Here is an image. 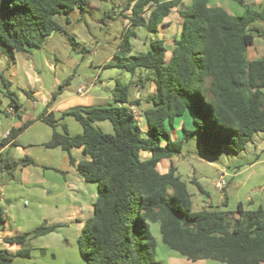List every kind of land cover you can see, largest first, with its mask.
<instances>
[{"label":"trees","instance_id":"1","mask_svg":"<svg viewBox=\"0 0 264 264\" xmlns=\"http://www.w3.org/2000/svg\"><path fill=\"white\" fill-rule=\"evenodd\" d=\"M233 1L244 9L240 15L209 6L208 0H126L121 14L130 12L125 16L130 24L123 29L114 60L103 68H119L131 75L137 70L148 71L134 82L141 86L150 81L154 86V93L146 99L150 107L143 113L144 131L130 109L140 104V97L131 99L129 85L117 81L110 94L120 106L65 114L80 124L81 134L71 136L65 124L58 132L50 112L33 120H19L5 137L0 136V149L18 146V136L41 120L52 129L44 146L66 151L78 175L96 184L93 214L78 239L85 264H161L156 259L151 224H158L162 244L188 261L264 264V209L244 211L239 204L233 213L193 211L177 169L170 165L162 174L158 168L161 160L180 155L184 141L195 133L201 156L212 160L219 159L224 150L241 152L254 134L264 133V58L249 60L246 56L256 38L264 40V7L258 10L246 0ZM86 4L87 0H0V55L13 59L15 54L40 49L53 33L65 35L77 46L54 16L83 9ZM173 9L182 23L169 58L163 40H153L148 51L132 55L135 30L157 33ZM0 82L7 91L8 109L18 113L21 105L1 73ZM55 97L53 93L50 104ZM186 111L194 128L182 127L181 139L172 141L166 125L172 127L173 120ZM104 121L111 123L112 134L93 125ZM73 149H80L84 159L76 162L71 156ZM142 153L149 157L143 159ZM22 161L21 166L33 163ZM17 167L16 160L0 155L1 173L11 174ZM192 183L203 193L199 183ZM1 215L0 208V221ZM49 230L40 227L5 242L21 245L28 236ZM17 257L29 258V250L11 253L0 249V264Z\"/></svg>","mask_w":264,"mask_h":264},{"label":"rangeland","instance_id":"2","mask_svg":"<svg viewBox=\"0 0 264 264\" xmlns=\"http://www.w3.org/2000/svg\"><path fill=\"white\" fill-rule=\"evenodd\" d=\"M125 2L126 0H87L83 9L75 8L68 14L54 16L56 23L78 43L75 47L65 35L53 33L44 40L40 49H31L27 53L15 54L13 59L4 57L6 59L4 68L1 65L3 57L0 55V73L10 82L9 90L15 93L21 105V115L37 118L43 112L45 107L40 104L39 98L36 99L38 102H34L30 94L40 88L44 91L43 93L48 95V98L56 93L55 98L58 103L66 96L76 95L81 86L82 89L87 90L86 95L97 94L107 97L110 93L105 92L104 89L112 90L118 81L122 85H129L130 98H136L134 82L143 79L148 71L137 70L134 75H131L119 68H103L105 64L114 60L123 29L130 24L129 20L125 19V16H129L130 12L121 14ZM216 2L217 5L225 7L230 13H233L231 7L238 11L243 9L233 0H216ZM246 3L254 9L260 10L264 5V0H246ZM211 4H213L212 0ZM171 20L168 23H176L174 18ZM168 23H166L167 26ZM136 30L137 37L131 39V44L133 50L138 53L144 51L145 43L149 41L144 30L141 28ZM172 32H175L174 28ZM166 35L171 37V33ZM246 56L262 58L264 56V40L256 38L254 46L247 49ZM100 82H102L101 88L98 87ZM146 83L149 85L148 82ZM143 90L147 91L148 86L145 85ZM6 93L7 91L0 82V131L2 132L10 129L12 122V118L5 113L4 103L9 102ZM93 106L111 107L115 106V101L103 100L93 103ZM146 106L145 103L142 108H146ZM134 110L136 119L144 130L143 111L136 107ZM174 120L172 126L174 129L178 128V137H181V123L184 122L185 128L189 129L187 119L183 117L180 119L181 121ZM63 123L68 124L71 131L74 127L77 129L79 127L74 118H68ZM97 126L104 133H113L109 122L98 123ZM35 129L40 133L49 128L39 124L33 130L24 132L20 136L19 142L23 148H33V151L36 152L37 163L30 164L32 168L27 169L24 174L19 169L13 174L3 171L0 175V185L4 186L5 194L9 196L6 200H11L7 207H10L11 221L15 223L13 225L19 226L21 223L23 228H28L19 236L31 234L40 227L50 230L39 236H28L24 243L25 249L33 251L34 254H31L30 259H21L19 260L21 262H16V264H84L78 250V239L84 220L90 216L89 212L85 213L88 199L86 202L85 199H80L68 187V184L55 179V171L51 169L53 165L47 163V160L41 161L39 153L44 155L48 151L32 147V143L30 145V141L32 142L37 137ZM166 130L171 136L172 127L169 126ZM171 139L176 141L175 137L171 136ZM15 152L16 149L12 147L8 152L3 153V156L14 158ZM182 152L183 156L180 159L175 156L178 159L176 162L177 174L187 186L191 196L192 210L211 209L229 212V206L222 205V202L226 200V193L219 191L215 184L220 179L218 167H225L232 164V161H238L235 154L225 152L216 160L202 157L199 136L196 133L184 141ZM193 180L199 183L203 193L192 183ZM13 190L12 197L10 194ZM95 190L97 193V189ZM6 225L9 228L8 223ZM151 232L157 243L156 259L158 261L162 260L163 264H168L165 263V257L171 259L168 253L179 259H185L162 244L158 224H151ZM32 243H38V245L32 246ZM162 250L166 252L163 253Z\"/></svg>","mask_w":264,"mask_h":264},{"label":"crops","instance_id":"3","mask_svg":"<svg viewBox=\"0 0 264 264\" xmlns=\"http://www.w3.org/2000/svg\"><path fill=\"white\" fill-rule=\"evenodd\" d=\"M161 1H167V0H161ZM212 3L213 4H211V0H208L209 6L223 7L219 4L217 5L216 0H212ZM263 7H264V5H263ZM223 8L229 14H232V15H240L243 12L242 8H241L242 11H238V9L231 7V9H233L232 10L233 13H230L225 7H223ZM171 18H174L175 19L174 21L176 23H174V22L168 23V22L173 20V19L171 20ZM166 23H168V26ZM181 23H182V20L180 19L179 15H178L177 9H173L168 14V16L162 20L161 24L158 26L157 33H154V34L146 33L147 34L146 38L148 39L149 42L145 43V49L142 52H146L150 49L149 43L151 41L163 40L164 44H165V48L167 50L166 57L169 58L171 51L174 48V42L173 41L180 34ZM173 28H174L175 32H172ZM142 30H144V29H142ZM168 30H169V32H168ZM168 33H171V37H168V35H166ZM169 38H171L170 41H168ZM253 46L254 45H252L250 47H253ZM139 53H141V52L137 53L134 50H132V55H136ZM249 55H250V53H249ZM2 57H3V59H2L3 61L1 62V65L4 68V62H6L5 61L6 59L4 58V56H2ZM262 58H264V56ZM248 59L254 60V59H258V58L257 57H252V58L249 57ZM2 73H4V72H2ZM148 83H149V85L147 83H145L144 85H141V86L140 85H134L135 86L134 93L137 94L136 98L140 97L141 101H140L139 105L133 106V107L141 109L143 111L142 114L144 113V111L147 108L150 107V105L147 103L146 99L154 93V86H153L152 82L148 81ZM100 84H102V82H100ZM145 85L148 86V90H149V91L147 90L148 92L143 90L145 88ZM82 88H83L82 86L78 88L76 95L66 96V97L62 98V100H60L58 103H56L58 100H57V98H55L54 104H52V103L50 104L51 98H48V95L43 93L44 91L41 88L38 91L30 92V94H31V97L34 100V102H38V101H36V99L39 98L40 104L43 107H45V109L43 110V112L39 116L52 112L55 120L58 123L57 124L58 125L57 130H58V132H62L61 125L64 124L63 122L65 120H68V118H74L71 115H65V114L72 113V112L78 111L80 109L94 107L93 103H95V102H100L103 100H113L114 101L111 94L108 95L107 97H102L101 95H97V94L92 95V96L86 95L87 90H85V92H83V93H80V91H82ZM138 88H139V90H138ZM110 91L111 90H108L107 93H110ZM6 103H4L6 115H8L12 118L10 128L16 124H19V122H20L19 120L26 121V120H30V119L31 120L36 119V117H34V116H29V115L23 116V115H21V109L19 110L18 113H16L14 110L8 109V102H6ZM145 103L147 104L146 108H142V105H144ZM115 106H120V104L115 102ZM18 114L20 116H18ZM183 117L187 119V122L189 124L188 130L193 129L194 125L192 123V117H191L190 112L186 111V113L184 114ZM183 117L176 118L175 120L181 121L180 119H182ZM74 120H75V118H74ZM104 122H108V121H104ZM98 123H102V122H95V123H93V125L96 128L100 129L97 126ZM39 124H43L44 126H47L49 129L48 130L46 129L44 132L41 131L40 133H38L37 129H35V132H37V135H35V136H37V137H35V139H33L32 142L30 141V145L32 143V145H33L32 147L43 148L44 150L48 151V152L44 153V155L42 153H39L40 154L39 156L41 157V161L47 160V163L53 165L51 167V169H53L55 171V173H54L55 177L54 178L57 180H61V181L65 182L66 184H68V187L70 189H72V191L75 193V195H78V197H80V199H85L84 200L85 202L88 199V207H87L85 213L89 212L90 213L89 218H90L93 214V203L97 197V193L95 190V189H97V186L95 183L85 182L84 179L80 175H78V173L76 172V169L70 165L68 153L66 151L62 150L59 147L54 148V149H48L44 146V144L47 143L51 139V136H52V129L47 124H45L41 120H38V121H35L33 124H31L25 131H23L18 136V138L16 139V143L18 146L14 147L16 149V152H15L14 158L13 157L12 158L16 161L28 159V160H32L33 162L37 163L36 152L33 151V148H30V149L29 148H23L22 144L19 142V139H20V136L24 132H26L28 130L29 131L33 130V128H36V126ZM0 125H1V123H0ZM65 125L67 126L68 132L71 136L78 135V134L82 133V127L80 126V124H79L78 129L76 127H74L72 131L70 130V127L68 126V124L65 123ZM144 127H145V122H144ZM166 127L168 128L169 126L166 125ZM182 127H185L184 122H182L180 125L181 129H182ZM111 128H112V125H111ZM177 129L178 128L174 129V126H172V132L173 133L171 134V136H172V138L175 137L176 140H180L182 135H181V137H178L179 130H177ZM9 130L10 129H8L5 132L0 131V136L5 137L8 134ZM112 131H113V128H112ZM10 148H12V146L7 145L3 149H0L1 155H3V153H5V152H8V150ZM182 151H183V147H182ZM225 152H228V151L224 150L222 152V155ZM142 154L143 155H141V156H143V159H146L149 157L148 153H142ZM71 156L76 160V162L84 159V156L81 154L80 149L71 150ZM182 156H183V152H181V154L178 155L177 157H179L178 159H180ZM235 156H236L238 161H232L233 162L232 164L230 163V164L226 165L225 167H223V166L218 167V170L220 172V179L218 182L223 180L225 183L222 190H219L216 187L219 191L226 193V195H225L226 200H224L222 202V205L225 203V207L229 206V208H228L229 213H233L237 209V206L239 204H241L242 209L244 211H255L259 208L264 209V133L254 134L252 142L248 143L245 146V148L241 152L235 154ZM178 159H176V157L174 156V158L172 157L170 159L161 160L159 165H158L160 173H162V174L166 173L168 171V168L170 165H172L173 167H175L177 169L176 162ZM29 168H32V166L31 165L21 166L19 164V167H17L16 169H14L12 171V174H13V172L15 173V171H17L18 169L22 170V173L24 174L25 171ZM216 184H215V186H216ZM14 190H13L12 194H10V195H12V197H13ZM88 195H89V197H88ZM227 196H229V197H227ZM7 197H9V196H7V194H5L4 186L0 185V208L2 211V215H1L2 221H0V227H1V229H0V249H5L11 253H16L18 250H21V249L27 250V249H25L26 246L24 244H21V245L9 244V243L5 242V239L17 237L20 234H22L24 231H26L28 228H25V227L23 228L21 226V223L19 226L13 225L14 222L12 223V221H11L12 215H10V213H9L10 207H7L8 205H10L11 200H9V199L6 200ZM208 206H211V204H208ZM13 216H14V214H13ZM89 218L87 217L86 220ZM86 220H84V223L86 222ZM6 223H8L9 228H7L8 226L6 225ZM40 237H43V236H40ZM36 240H39V239H36ZM34 245L37 246L38 243H32V246H34ZM156 247H157V243H156ZM162 252L164 253L166 251L162 250ZM31 254H34V252L29 251V258L17 257L12 262H10L9 264H16V262H21V261H19L21 259H23V260L24 259H30ZM168 254L171 257V259H169L168 257H165V263L167 262L168 264H224V263L213 261V260H201V261L191 262V261H188L185 257H184L185 259H179L177 257H174V255H171L170 253H168ZM18 264H24V263H18ZM84 264H85V262H84ZM161 264H163V262H161Z\"/></svg>","mask_w":264,"mask_h":264},{"label":"built area","instance_id":"4","mask_svg":"<svg viewBox=\"0 0 264 264\" xmlns=\"http://www.w3.org/2000/svg\"><path fill=\"white\" fill-rule=\"evenodd\" d=\"M83 92H85L84 89H82V91H80V93H83ZM130 109H131L132 113L135 115L134 107H131ZM135 117H136V115H135ZM0 155H1V152H0ZM0 175H1V172H0ZM224 185H225V183H224V181L222 180V181H220V182H218V183L216 184V187H217L219 190H222L223 187H224Z\"/></svg>","mask_w":264,"mask_h":264},{"label":"water","instance_id":"5","mask_svg":"<svg viewBox=\"0 0 264 264\" xmlns=\"http://www.w3.org/2000/svg\"><path fill=\"white\" fill-rule=\"evenodd\" d=\"M98 87H99V88L101 87V84H100V83L98 84ZM104 91H105V92H108V89L105 88ZM18 164L23 165V164H24V161L19 160V161H18Z\"/></svg>","mask_w":264,"mask_h":264}]
</instances>
